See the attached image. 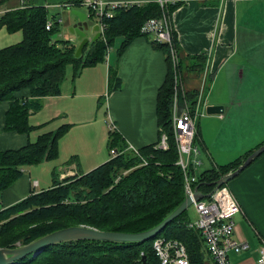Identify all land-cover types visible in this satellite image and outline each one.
<instances>
[{
  "label": "trees",
  "instance_id": "trees-1",
  "mask_svg": "<svg viewBox=\"0 0 264 264\" xmlns=\"http://www.w3.org/2000/svg\"><path fill=\"white\" fill-rule=\"evenodd\" d=\"M70 1L74 5L81 4L80 0ZM183 3L184 0H168L160 6L157 0H147L111 9L112 16L102 17L101 35L85 46L78 56H74L76 44L58 36L59 21L53 15L48 16L45 7L24 4L3 12L0 27L22 33L18 42L0 48V102H8L3 124L7 131L30 133L35 126L29 123V109L35 111L40 106L38 98L60 93L63 80L76 77L83 67L104 61V55L116 37L120 38L116 49L118 54L133 37L145 36L153 48L164 55L166 72L155 95L156 140L131 149L116 128L110 127L107 161L67 182H56L53 178V186L31 192L10 206L2 207L0 201V221L7 219L0 223V247L26 244L46 232L70 225L106 231H143L157 225L184 200L183 171L175 163L178 153L170 121L174 77L182 79L180 76L189 73L199 77L206 67L207 56L180 51L170 19L173 10ZM163 16L167 17L170 26L169 42H158L152 38L153 32L141 31L146 20L151 17L162 19ZM48 19L53 22L45 29ZM109 70L108 91L119 86L116 71ZM184 87V92L178 87L183 100L194 103L198 86L187 89L184 84ZM27 88L29 98L15 96L17 91ZM68 125L62 124L53 131L42 133L20 148L0 150V196L3 189L22 174L23 166L57 157V140L68 130ZM162 134L167 139L164 149L157 147ZM193 137V145L199 150V138L195 134ZM110 149H114L116 155L111 156ZM249 152L197 174L189 163V174L196 179L193 187L199 184V191L209 192L213 187L211 182L237 167ZM72 158L65 164H69ZM188 221L186 208L156 236L181 241L189 263L204 264L202 257L207 255L204 242L195 230L188 227ZM16 241L19 243L15 244ZM152 242L153 238L144 242L68 241L45 246L33 256L19 259L16 264H142L141 253L145 255L144 264H156Z\"/></svg>",
  "mask_w": 264,
  "mask_h": 264
},
{
  "label": "crops",
  "instance_id": "crops-1",
  "mask_svg": "<svg viewBox=\"0 0 264 264\" xmlns=\"http://www.w3.org/2000/svg\"><path fill=\"white\" fill-rule=\"evenodd\" d=\"M71 2L0 0V8L7 11L24 4L43 6L48 16L59 21L58 36L67 39L70 34L65 24L70 22L71 9L84 8L81 11L88 13L86 7ZM170 26L176 32L181 53L207 56L199 77L192 73L180 76L187 89L199 87L203 81L204 91L209 87L208 100L202 103V114L195 121L194 134L200 143L196 157L199 164L194 167L197 174L242 157L264 142V0H184L173 10ZM20 38L21 31L9 32L0 27V48ZM116 39L120 45V38L116 37L104 61L83 67L74 78L68 75L61 83L60 93L38 98L40 106L35 111L29 109V123L35 126L30 133L3 129L8 102H0V150L20 148L42 133L69 124L57 140V157L23 166L22 174L3 189L2 207L53 186V178L57 174L61 177L64 170L85 173L107 161L110 127L116 128L133 148L156 140L154 104L156 90L166 72L164 55L141 35L133 37L117 54L119 45L113 47ZM110 68L116 71L119 86L108 91ZM29 94L27 88L17 91L15 96L27 99ZM207 105H219L221 109L207 113ZM70 158L71 162L65 164ZM227 186L240 206V211L232 216L234 237L247 245L239 252L230 250L228 260L233 264H254L257 244L264 239V153ZM188 218L192 219L193 214ZM205 258L213 264L209 256Z\"/></svg>",
  "mask_w": 264,
  "mask_h": 264
},
{
  "label": "built area",
  "instance_id": "built-area-1",
  "mask_svg": "<svg viewBox=\"0 0 264 264\" xmlns=\"http://www.w3.org/2000/svg\"><path fill=\"white\" fill-rule=\"evenodd\" d=\"M81 5L93 15L100 31H103L102 17L112 16L111 9L119 6H127L136 2H110L109 0H80ZM162 6L168 0H157ZM5 10L0 8V16ZM167 17L162 19L152 18L146 20L141 25L142 32H153L152 38L158 42H169L170 26L167 24ZM53 20L48 19L45 23V29H48ZM176 81H181L174 77L173 102L170 105L172 124V135L176 143V152L178 158L176 164L183 171L184 188L183 193L192 196L193 182L195 176L189 174V163L194 167L199 164L197 160L200 151L193 145L194 133L196 131V118L201 115V106L204 102L205 81L197 88L196 99L194 103L184 100L181 113L177 114L176 110V92L179 90ZM157 144L158 148L164 149L167 146V139L162 134ZM128 148L135 149L129 145ZM111 156L116 155L114 149H110ZM226 185H221L213 190L208 198L198 201H192L191 205L195 208V218L188 221V227L195 230L202 237L204 249L207 251L213 264H233L228 260L229 252H239L246 249V243L234 237L233 214L240 211V206L235 196L229 191ZM258 256L254 264H264V239L258 244ZM152 251L156 256V264H190L188 253L181 241L173 238L155 236L151 245ZM143 256V253H141Z\"/></svg>",
  "mask_w": 264,
  "mask_h": 264
},
{
  "label": "water",
  "instance_id": "water-1",
  "mask_svg": "<svg viewBox=\"0 0 264 264\" xmlns=\"http://www.w3.org/2000/svg\"><path fill=\"white\" fill-rule=\"evenodd\" d=\"M71 19L67 23L66 28L70 42L76 43L74 56H78L82 49L89 45L90 42L95 41L100 35L101 31L90 13H83L81 10L71 9ZM177 114L181 113L184 103L183 96L179 90L176 92ZM207 113H216L221 108L219 105H207L204 107ZM264 153V142L253 148L246 157H244L239 165L232 170L222 173L215 181L211 182L213 187L207 193H202L198 190L199 184L192 187V196L186 195L184 200L180 202L172 212L165 216L159 223L149 229L139 232H121V231H106L99 230L93 227L84 225H70L64 228L54 230L44 235L38 236L26 244H18L15 247H0V264H16L19 259H23L28 255L33 256L36 252L48 245L57 243L75 241V240H99L107 242H144L155 238L161 230L183 211L188 209L192 201H198L208 198L213 190L233 179L241 170H244L251 162L258 156ZM145 255L142 256L141 263L144 264Z\"/></svg>",
  "mask_w": 264,
  "mask_h": 264
},
{
  "label": "rangeland",
  "instance_id": "rangeland-1",
  "mask_svg": "<svg viewBox=\"0 0 264 264\" xmlns=\"http://www.w3.org/2000/svg\"><path fill=\"white\" fill-rule=\"evenodd\" d=\"M81 10H83V11H85V9L83 8V9H81ZM65 27H66V24H65ZM115 44L113 45V47H114V49L117 47V45H119V42H118V39H116L115 41ZM107 54V53H106ZM177 82V86L179 87V88H181V91L182 92H184V89H185V87H184V85H183V82L181 83L180 81H176ZM208 89H209V87L207 88V89H205V91H204V102L203 103H206V99L208 100V98H207V91H208ZM102 104H103V101H102ZM204 107V106H203ZM201 112H202V110H201ZM202 114V113H201ZM60 175H61V177H59V174H57L56 175V177L57 178H55V181L56 182H60V183H63V182H65V180H66V182L67 181H69V180H71V179H73V177H75V176H79L80 174H78V173H76V172H72V173H69L67 170H64V172H63V174H62V172H60ZM230 181V180H229ZM228 181V182H229ZM228 182H227V184H228ZM227 184H225V186L227 185ZM193 214V218L192 219H190V220H193L194 218H195V215H196V213H195V211H194V208L192 207V205H189L188 206V215H192ZM7 219H5V220H3V221H0V223L1 222H4V221H6ZM16 243H19L18 241H16L15 242V244ZM208 256V255H207ZM204 257H205V255H204ZM204 257H202L203 258V262H204V264H206V263H208V259L207 258H204ZM202 262V263H203ZM206 262V263H205ZM209 264V263H208Z\"/></svg>",
  "mask_w": 264,
  "mask_h": 264
}]
</instances>
